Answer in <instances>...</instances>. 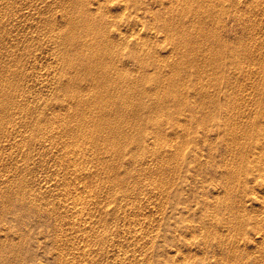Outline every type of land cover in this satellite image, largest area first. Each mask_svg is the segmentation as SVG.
<instances>
[{
  "label": "rangeland",
  "instance_id": "374dc122",
  "mask_svg": "<svg viewBox=\"0 0 264 264\" xmlns=\"http://www.w3.org/2000/svg\"><path fill=\"white\" fill-rule=\"evenodd\" d=\"M101 1L0 0V264H56L66 257L65 251L68 258L59 264L264 262L263 249L260 248L264 247V185L261 184L264 160L262 162L260 157L256 156V159L248 152L251 147L255 149L256 142L264 143V0L263 3L260 0H203V4L202 0L182 1H193L192 6L196 5L191 7L190 3L189 6L195 9L181 4V0H159L164 5L158 0L156 3L149 0L151 4H146L148 1L145 0L146 3L143 0V3L123 0L125 4L122 0L119 3L118 0ZM128 2L129 6L134 3L137 9L143 8L139 11L145 13L137 11L133 4L131 8L140 16L129 8ZM179 2L182 8L185 5L183 9ZM138 3L143 7L138 8ZM174 4L176 9L173 11ZM167 5H171L169 8L173 13ZM87 10L88 22L84 17L86 14L82 13ZM150 12L152 17L156 14L154 19ZM76 13L85 14L80 15L87 23ZM175 13L179 14V19ZM129 14L135 18L129 20ZM158 14H163L164 20L161 15L158 18ZM91 21H98L100 28ZM162 22L173 26L169 29L164 25L169 31L176 27V33L167 34L169 31L163 29ZM154 27L163 30L160 28L158 33L159 29ZM66 28L68 31L80 30L70 31V35L83 33V36L75 35V45L69 44L73 53L76 50V54L85 52L74 69L65 67L67 61L62 55L66 46L64 40L61 41L65 35L62 32L66 33ZM98 29L105 31L99 34ZM136 29H141V38L145 37L141 39L143 45L140 40L138 44L132 39L131 34ZM84 31L91 33L86 37ZM120 31L126 34L121 37ZM187 32L190 36L186 35ZM94 33L106 44L104 49L112 43L116 48L115 45L111 47L115 51L118 48L122 54L115 52V56L111 55L115 59L111 60L108 55V59L104 56L107 50L102 49L101 53L95 51L98 54L94 52L96 55H93V46L89 43L94 39L98 41L93 38ZM186 37L191 41L187 42ZM77 39L83 42L80 48L84 50L86 47L84 51L79 48ZM182 39L184 41L180 42ZM193 39H198L197 44ZM221 42L224 44H219ZM195 46H198V52ZM199 49H203L202 52ZM92 56L99 58L95 63L104 62L111 72L107 66L104 70L99 65H91L94 64ZM81 61H87L88 65H82ZM68 69L76 71L69 72ZM93 69L97 71L95 74ZM116 69L119 74H114ZM90 74L92 76H88ZM67 76L70 77L65 80ZM102 76L108 85L104 84ZM123 77L128 82H123ZM73 79L81 81L78 83ZM64 81L74 84L67 88L68 82L65 84ZM131 82L134 84L129 85ZM106 86L108 90H105ZM118 87L125 93H117L120 92ZM93 89L96 94H101L96 95ZM110 93H113L112 99L116 96L119 101L114 97L108 104L111 102ZM115 107L120 111H114ZM89 108L99 109V112H90L93 109ZM102 109L107 116L104 113L98 115ZM91 113H97L98 117ZM101 118L106 124L101 123L104 122ZM90 120H96L99 125L96 127ZM231 125L242 130L235 129L236 133L239 132L234 138H230ZM249 125L261 129L250 139L254 144L242 133L244 128L251 131ZM225 132L229 133L228 137L231 135V141ZM152 137L169 142H154ZM245 140H248L247 144ZM77 142L82 144L79 148L85 150L84 153L76 149ZM230 145L235 149L231 150ZM236 149L240 155L236 154ZM187 151L191 152L185 157ZM243 154L251 156L252 161L256 159L255 164L249 158H242ZM257 161L262 163L257 165ZM236 162L243 165L246 162L244 168L247 171H240L243 165L240 167ZM235 167L239 172L234 170ZM119 178H122L121 182ZM253 194L258 198L252 200ZM258 223L262 225L258 226ZM55 234L61 236L58 238ZM260 255L263 260H259ZM236 257L238 260L241 257V261Z\"/></svg>",
  "mask_w": 264,
  "mask_h": 264
},
{
  "label": "bare ground",
  "instance_id": "6f19581e",
  "mask_svg": "<svg viewBox=\"0 0 264 264\" xmlns=\"http://www.w3.org/2000/svg\"><path fill=\"white\" fill-rule=\"evenodd\" d=\"M94 1H95V0H94ZM99 1H101V0H99ZM125 1H127V0H125ZM129 1L131 2V0H129ZM137 1L140 2L141 0H140V1H139V0H136V1L133 0L132 2H136V3H137ZM143 1H144V0H143ZM143 1H141V2L143 3ZM145 1H148V2L146 3ZM145 1H144V2H145L146 4H149V3H150L149 0H145ZM151 1H152V0H151ZM153 1L155 2V0H153ZM158 1H159V0H158ZM170 1H171V0H170ZM178 1H179V0H177V2H178ZM182 1H183V0L180 1L181 4H182V3H185V2H182ZM188 1H189V0H188ZM188 1H187V2H188ZM193 1L195 2V0H193ZM193 1H192V2H193ZM258 1H259V0H258ZM258 1H257V3H258ZM261 1H263V0H260V2H261ZM96 2H98V1H96ZM101 2H102V1H101ZM117 2L119 3V0H118ZM121 2L124 3L123 0H122ZM132 2H131V3H132ZM156 2H157V1H156ZM156 2H155V3H156ZM159 2L163 4V2H161V1H159ZM159 2H158V3H159ZM164 2H166V1H164ZM172 2H174V1H172ZM172 2H171V3H172ZM180 2H179V5H180L181 8H182L183 5H181ZM192 2L190 1V3H191V7H193L194 5H196V4H193V6H192ZM194 2H193V3H194ZM199 2H201V0H200ZM199 2H198V3H199ZM260 2H259V3H260ZM263 2H264V1H263ZM263 2H261V3H263ZM98 3H99V2H98ZM125 3H126V2H125ZM125 3H124V4H125ZM142 3H141V4H142ZM145 3H144V4H145ZM160 3H159V4H160ZM174 3H175V2H174ZM190 3H185V4H186L188 7H190V6H189ZM201 3L203 4V3H205V2H203V0H202ZM261 3H260V4H261ZM101 4H102V3H101ZM129 4H130V3L128 2V6H129ZM133 4H134V3H133ZM133 4H132V6L130 5L129 8L133 7ZM139 4H140V3H138V5H136V6H138V8H141L142 5H139ZM144 4H143V5H144ZM146 4H145L144 6H145L146 8H148ZM150 4H151V3H150ZM152 4H153V3H152ZM164 4H165V3H164ZM164 4H163V5H164ZM177 4H178V3H177ZM177 4H176V7L179 6V5H177ZM199 4H200V3H199ZM199 4H198V5H199ZM99 5H100V3H99ZM116 5H117V4H116ZM118 5H119V4H118ZM154 5H155V4H154ZM154 5H153V7H155ZM157 5H158V4H157ZM163 5H162V6H163ZM168 5H169V3H168ZM168 5H167V6H168ZM101 6H102V5H101ZM105 6H106V5H105ZM108 6L110 7L111 5L108 4ZM120 6H121V4H120ZM126 6H127V4H126ZM126 6H124L123 8H125ZM139 6H140V7H139ZM160 6H161V4H160ZM160 6H157V7H159V8L161 9ZM167 6H166V7H167ZM256 6H258V5L256 4ZM121 7H122V6H121ZM134 7H135V4H134ZM142 7H143V6H142ZM149 7H150V5H149ZM151 7H152V5H151ZM157 7H156V8H157ZM166 7H165V9H167ZM169 7L171 8V5L168 6V9H170ZM172 7H173L172 9H173V11H174V9H176V8H175V4H174V6H172ZM184 7H185V5H184ZM184 7H183V8H184ZM188 7H186V8L189 9ZM191 7H190V9H195V8H191ZM86 8H88V7H86ZM129 8H128V9H129ZM135 8L137 9V7H135ZM162 8H163V7H162ZM177 8H178V7H177ZM181 8H180V9H181ZM183 8H182V9H183ZM186 8H185V10H187ZM141 9H143V8H141ZM141 9H137V11H139V10H141ZM154 9H155V8H154ZM165 9H164V10H165ZM178 9H179V8H178ZM83 10H85V9H83ZM123 10L126 11V9H123ZM131 10H134V9L131 8ZM143 10H144V9H143ZM145 10L148 11L147 9H145ZM157 10H158V9H157ZM164 10H162L161 12H165V11H167V10H165V11H164ZM170 10H171V9H170ZM170 10H169V11H170ZM185 10H183L184 13H185ZM85 11H86V10H85ZM89 11H90V10H89ZM134 11H136V10H134ZM137 11H136V13H138ZM150 11H153V10H150ZM155 11H156V9H155ZM155 11H154V13H155ZM173 11L171 10L172 13H173ZM179 11H180V10H179ZM179 11H177V12H179ZM192 11H193V10H192ZM81 12H82V11H81ZM139 12H142V13H143L144 11H139ZM148 12H149V11H148ZM175 12H176V11H175ZM180 12H181V11H180ZM187 12H188V11H187ZM82 13H85L86 15H85V14H82ZM82 13H80V14H82V16L85 15L84 17L89 16V15H87V14L89 13L88 10H87V12H84V11H83ZM90 13H91V12H90ZM122 13H123V15H124V12H122ZM126 13H129V10H128V12L126 11ZM130 13H131V11H130ZM132 13H133V12H132ZM136 13H135V17H136ZM144 13H145V12H144ZM154 13H153V14H154ZM157 13H160V11L157 12ZM167 13H168V12H167ZM188 13H190V12H188ZM77 14H78V13H76V15H77ZM80 14H78V15L80 16V19H83L84 17H81ZM133 14H134V13H133ZM133 14H132V16L129 14V15H130V17L128 16V17H129V20H130L131 17H132V18L134 17ZM138 14H139V13H138ZM138 14H137V16H138ZM164 14H165L164 16H166V12H165ZM168 14H169V13H168ZM175 14H176V13H175ZM182 14H183V13H182ZM186 14H187V13H185V15H186ZM78 15H77V16H78ZM121 15H122V14H121ZM123 15H122V17L124 18L125 16H123ZM139 15H140V14H139ZM146 15H147V12H146ZM148 15H149V14H148ZM158 15H159V16H157V17L160 18V15H161V14H158ZM162 15H163V14H162ZM162 15H161V16H162ZM173 15H174V14H173ZM173 15H172V16H173ZM176 15H177V14H176ZM176 15H174V16H176ZM178 15H179V14H178ZM178 15H177V18H178ZM183 15H184V14H183ZM140 16H141V15H140ZM143 16H145V14H143ZM150 16H151V18H153L154 16H156V14L152 17V14H151V12H150ZM180 16H182V15H180ZM186 16H187V15H186ZM71 17H72V16H71ZM128 17H127V18H128ZM135 17H134V18H135ZM146 17H147V16H146ZM167 17H168V16H167ZM167 17H166V18H167ZM170 17H171V14H170ZM170 17H169V18H170ZM73 18H76V17L74 16ZM132 18H131V19H132ZM138 18H139V16H138ZM138 18H137V20H138ZM141 18H142V17H141ZM143 18H144V17H143ZM143 18H142V19H143ZM148 18H150V17H148ZM158 18H157V20L159 21ZM162 18H164V17L162 16L161 19H162ZM171 18H172V17H171ZM174 18H175V17H174ZM182 18H183V16H182ZM182 18H180V21H177V23H178V22H181ZM70 19H71V18H70ZM77 19H78L77 21L79 22V20H80L79 17H78ZM102 19H103V18H102ZM142 19H141V20H142ZM153 19H154V18H153ZM155 19H156V18H155ZM161 19H160V21L164 20V19H162V20H161ZM178 19H179V18H178ZM178 19H176V20H178ZM71 20H72V19H71ZM71 20H70V21H71ZM74 20H76V19H74ZM83 20H84V19H83ZM86 20H87V22H88L87 17H86ZM86 20H84V23H87ZM89 20H90V19H89ZM100 20H101V19H100ZM100 20H98V21H100ZM119 20H120V18H119ZM127 20H128V19H127ZM135 20H136V19H135ZM137 20H136V22H137ZM139 20H140V19H139ZM144 20H145V18H144ZM172 20H173V18H172ZM77 21H76V24H77ZM92 21H93V20H92ZM92 21H91V22H92ZM98 21H94V22L97 23V24L95 23L96 25H94L96 28L98 27L97 25L100 24V23L98 24ZM101 21H102V20H101ZM104 21H105V20H104ZM124 21H125V20H124ZM142 21H143V20H142ZM142 21H141V22H142ZM145 21H147V20H145ZM167 21H168V20H167ZM169 21H170V20H169ZM169 21H168V22H169ZM173 21H174V20H173ZM200 21H201V20H200ZM200 21H198V22H200ZM80 22H83V21H80ZM94 22H92V23H94ZM126 22H127V21H126ZM128 22H129V21H128ZM134 22H135V21H134ZM136 22H135V23H136ZM138 22H139V21H138ZM141 22H140V24H141ZM164 22H165V21H164ZM71 23H74V22H71ZM104 23H105V22H104ZM129 23H130V22H129ZM162 23H163V22H162ZM165 23H167V22H165ZM165 23H163V27H164ZM169 23H174V22L170 21ZM177 23H176V24H177ZM201 23H202V22H201ZM203 23H204V22H203ZM76 24H73V25H76ZM78 24H79V23H78ZM82 24H83V23H82ZM88 24H90V22H89ZM88 24H87V25H88ZM146 24H148V23H146ZM176 24H174V25H176ZM178 24H179V23H178ZM178 24H177V25H178ZM183 24H184V23H182L181 25H183ZM197 24H198V23H197ZM71 25H72V24H71ZM73 25H72V26H73ZM83 25H85V24H83ZM83 25H82L81 27H84V28H85V26H83ZM87 25H86V27H87V29H88L89 26H87ZM105 25H106V24H105ZM105 25H104V26H105ZM142 25H143V24H141V26H140V25H139V26L143 28ZM184 25H185V24H184ZM72 26H71V27H72ZM101 26H103V23H101ZM165 26H167V25H165ZM171 26H172V25H170V27H169V25H168L167 27L170 29ZM178 26L180 27V25H178ZM200 26H201V25H200ZM71 27H70V28H71ZM76 27H78V26H76ZM172 27H173V26H172ZM182 27H183V26H182ZM185 27H187V26L185 25L184 28H185ZM197 27H198V25H197ZM62 28H63V30H65L64 27H62ZM62 28H61V29H62ZM72 28H73V27H72ZM72 28H71V29H72ZM84 28H83V30H84ZM91 28H93V25L91 26ZM98 28H100V26H99ZM101 28H104V27H101ZM105 28H106V33H108V30H109V29L107 30V25H106ZM127 28H128V27H127ZM130 28H131V27H130ZM130 28H129V29H130ZM136 28H137V26H136ZM142 28H141V29H142ZM154 28H155V27H154ZM160 28H161V27L155 28V30L159 29V30L156 31V32L159 33L160 30L162 29V28H161V29H160ZM165 28H166V27H164L163 29H165ZM168 28H166V29H168ZM177 28H178V27H177ZM198 28H199V27H198ZM202 28H204V27H203V24H202ZM205 28H206V26H205ZM61 29H60V30H61ZM66 29H67V30H66V33H64L65 31L62 32L63 35H64V34H65V35L62 36L63 39H61V41L64 40L65 45H66V46H64L65 49H64L63 46H62V48L64 49V50H62V55L64 56L65 60L67 61V65H66L65 67H72V68H73L74 66H76L77 63H79V61H80L79 59H81L80 57L84 56L83 54H85V52H83V53H81V54H76V51H77V50H76V51H74L75 53H73V50H72L71 47H69V44L72 43V44L75 45V43H74L73 41L76 40V36H77V35H80V33H79V34H72V35H70L69 33H71L73 30L75 31L76 28L73 29L72 31L70 30L71 32L68 31L69 28H66ZM81 29H82V28H81ZM93 29H94V28H93ZM93 29H91V31H94ZM115 29H116V28H115ZM131 29H132V28H131ZM141 29H140V30L138 29L139 31L136 29L137 32L134 31V33H133L132 31H130V34H131V32H132V34H131V35L133 36L132 39L135 40V41L140 40V43L142 42L141 39L145 38V37L141 38V37H142L141 34H140ZM150 29H152V28H150ZM150 29H149V30H150ZM163 29H162V30H163ZM166 29H165V30H166ZM169 29H168V31H169ZM175 29H176V27H175ZM175 29H174V31H173V30H171V31H173V33H174L175 31H177V30H175ZM181 29H182V28H181ZM185 29H186V28H185ZM199 29H201V28H199ZM60 30H59V31H60ZM76 30H77V29H76ZM78 30H79V29H78ZM78 30H77V31H78ZM83 30H82V31H83ZM89 30H90V28H89ZM99 30H101V29H98V33L101 32V31H99ZM103 30L105 31V29H103ZM118 30H119V29H118ZM118 30H117V31H118ZM133 30H135V28H134ZM146 30H147V29H146ZM152 30H154V29H152ZM155 30H154V31H155ZM165 30H164V32H168V31H165ZM205 30H206V31H205ZM205 30H204V31L207 33V32H208L207 29H205ZM74 31H73V32H74ZM79 31H80V30H79ZM79 31H78V32H79ZM82 31H81V32H82ZM87 31H88V30H87ZM91 31H89V32L84 31V32H86V34H87V36H86V35H85V36L88 37V34H90ZM104 31H102V32H104ZM150 31H151V30H150ZM154 31H152V32H154ZM171 31H169L167 34H170ZM180 31H181V30H180ZM186 31H188V30H186ZM196 31H197V29H196ZM200 31H202V30H200ZM200 31H199V32H200ZM54 32H56V30H55ZM60 32H61V31H60ZM102 32H101V34H102ZM113 32H114V29H113ZM115 32H116V30H115ZM127 32H128V30H127ZM147 32H148V31H147ZM152 32H151V33H152ZM164 32H162V33H164ZM183 32H184V36H185V30H183ZM183 32H182V33H183ZM188 32H189V31H188ZM188 32H187V33H188ZM205 32H204V33H205ZM212 32H213V31H210V33H212ZM57 33H59V32H57ZM95 33H97V29H96V32H95ZM95 33H94V35H93V38H94L95 36H99L98 34L95 35ZM106 33H105L104 35H106ZM118 33H119V32H118ZM118 33H117V34H118ZM124 33H125V31H124ZM124 33H123L122 31H120L119 34H121L120 36L122 37V36L124 35ZM149 33H150V32H149ZM149 33H148V34H149ZM162 33H161V35L159 34L160 37L163 35ZM175 33H176V32H175ZM189 33H190V32H189ZM189 33L186 34V35H189ZM197 33H198V32H196V34H197ZM201 33H202V32H201ZM215 33H216V32H215ZM53 34H54V33H51V35H53ZM66 34H67V35H66ZM92 34H93V32H92ZM99 34H100V33H99ZM114 34H115V33H114ZM122 34H123V35H122ZM125 34H126V33H125ZM130 34L128 33L129 36H130ZM154 34H155V33H154ZM178 34H179V33H178ZM191 34H192V33H190V35H191ZM54 35L57 36L56 33H55ZM75 35H76V36H75ZM81 35L83 36V33H81ZM81 35H80V36H81ZM107 35H108V34H107ZM110 35L112 36V34H110ZM115 35H116V34H115ZM151 35H152V34H151ZM170 35H171V34H170ZM179 35H180V34H179ZM190 35H189V36H190ZM197 35H198V34H197ZM216 35H218V34H216ZM56 36H54V37H56ZM59 36H61V35H59ZM59 36H57V37H59ZM80 36H79V37H80ZM100 36L103 37L102 35H100ZM108 36H109V35H108ZM108 36H105V38L108 37ZM113 36H114V35H113ZM120 36H119V37H120ZM149 36H150V35H149ZM165 36H166V34H165ZM165 36H164V37H165ZM172 36H173V35H172ZM177 36H178V35H177ZM189 36H187V37H189ZM212 36H214V35H212ZM57 37H56L55 39H57ZM121 37H120V39H121ZM125 37H126V36H125ZM127 37H128V36H127ZM127 37H126V38H127ZM153 37H155V36H153ZM158 37H159V36H158ZM178 37H180V36H178ZM187 37H186V38H187ZM196 37L198 38V36H196ZM59 38H60V37H59ZM59 38H58V39H59ZM77 38H78V37H77ZM84 38H85V37H84ZM89 38L91 39V36H90ZM93 38H92V39H93ZM95 38H96V40H98L97 37H95ZM99 38H100V37H99ZM108 38H109V37H108ZM128 38H129V37H128ZM139 38H140V39H139ZM155 38H156V37H155ZM176 38H177V37H176ZM176 38H175V39H176ZM183 38H184V37H183ZM199 38H200V37H199ZM199 38H198V39H199ZM58 39H57V40H58ZM82 39H83V38H82ZM90 39H87V40H90ZM111 39H112V38H111ZM132 39H129V40L133 41ZM198 39H196V40L198 41ZM87 40H84V41H87ZM104 40H105V39H104ZM109 40H110V39H109ZM109 40H107V44H109V43H108ZM114 40H115V38H114ZM173 40H174V39H173ZM177 40H178V39H177ZM179 40H180V39H179ZM187 40H188V38H187ZM189 40H190V39H189ZM189 40H188L187 42H189ZM196 40L193 39V41L195 42V44H197ZM201 40H202V39H201ZM58 41H59V40H58ZM77 41H78V39H77ZM77 41H76V42H77ZM81 41H83V40H81ZM101 41H102V39H101V40H98V41L95 42V39H94V42H93L94 44L92 43V41H91V43H89V44H91L90 46H93V49H92V50H93V52H92L93 55L98 54V52L101 53V52H102V49H104L103 47H104V44H105V43H103V42H101ZM105 41H106V40H105ZM112 41H113V40H112ZM112 41H111V42H112ZM116 41H117V39H116ZM116 41H115V42H116ZM119 41H120V40H119ZM174 41H176V40H174ZM182 41H184V39H182L180 42H182ZM190 41H191V40H190ZM78 42H80V40H79ZM87 42H90V41H87ZM87 42H86V44H85V42H84V45H85V46L87 45V47H89V44H88ZM115 42H114V43H115ZM133 42H134V41H133ZM144 42H145V41H144ZM187 42H186V43H187ZM194 42H193V43H194ZM200 42H201V41H200ZM58 43H60V41H59ZM121 43H122V42H121ZM134 43H135V42H134ZM176 43H177V41H176ZM186 43H181V44L184 45V44H186ZM61 44H62V43H61ZM79 44H80V45H79V48H80V46L83 45V42H82V43L80 42ZM118 44H119V42H118ZM136 44H137V42H136ZM138 44H139V41H138ZM178 44H180L179 41H178ZM198 44H199V42H198ZM219 44H224V43L221 42V43H219ZM59 45H60V44H59ZM105 45H106V44H105ZM112 45H113V44L111 43V46H112ZM114 45H115V44H114ZM114 45H113V46H114ZM120 45H121V44H120ZM122 45H124V43H122ZM141 45H143V44L141 43ZM199 45H200V44H199ZM199 45H198V46H199ZM201 45H202V44H201ZM107 46H108V45H107ZM111 46L108 47V48H106V49H104V51L107 50L104 56L106 57V56L108 55L107 57H109V59L112 60V58H114V57H112L111 55H114V56H115L116 54H118V52H120L121 54H122V52L119 51L118 48H117L118 50L116 49V51H115V50L113 49L114 47L112 48ZM164 46L166 47V45H164ZM164 46H163V47H164ZM173 46H174V45H173ZM184 46H185V45H184ZM187 46H188V45H187ZM187 46H186V47H187ZM189 46H190V45H189ZM193 46H194V45H193ZM198 46H197V47H198ZM117 47H118V45H117ZM120 47H121V46H120ZM195 47H196V46H195ZM195 47H194V48H195ZM197 47H196V48H197ZM200 47H201V46H200ZM200 47H199V48H200ZM221 47H222V45H221ZM79 48H78V49H79ZM81 48H82V47H81ZM81 48H80V49H81ZM89 48H90V50H91V47H89ZM89 48H88V49H89ZM115 48H116V45H115ZM188 48H189V47H188ZM215 48L217 49L218 47H215ZM222 48H223V47H222ZM73 49H74V48H73ZM76 49H77V47H76ZM85 49H86V47L84 48V50H85ZM123 49H124V47H123ZM123 49H121V50H123ZM190 49H191V48H190ZM190 49H189V50H190ZM218 49L220 50V48H218ZM218 49H217V51H218ZM223 49H224V48H223ZM84 50H83V48H82V51H84ZM90 50H89V52H90ZM92 50H91V51H92ZM124 50H125V49H124ZM192 50H193V49H191V53H192ZM201 50H203V49H201ZM201 50L199 49V51H201ZM221 50H222V49H221ZM78 51H79V50H78ZM95 51H98V52H95ZM214 51H215V50H214ZM222 51H223V50H222ZM222 51H221V52H222ZM89 52H88V53H89ZM94 52H95L96 54H94ZM109 52H110V55H109ZM115 52H117V53L114 54ZM124 52H125V51H124ZM124 52H123V53H124ZM197 52H198V48H197ZM201 52H202V51H201ZM103 53H104V52H103ZM214 53L216 54V52H214ZM218 53H220V52H218ZM92 54H91V52H90V55H92ZM81 55H82V56H81ZM99 55L101 56L102 54H99ZM99 55H98V57L100 58ZM216 55H217V54H216ZM221 55H222V54H221ZM87 56H89V55H87ZM213 56H214V55H213ZM85 57H86V56H85ZM107 57H106V58H107ZM83 58H84V57H83ZM96 58H97V57H96ZM96 58H95V56H92V60H94V64H91V65H94V66H96V67H97V65H99V67H101V68L104 69V66L106 67L107 65H105L104 62H102V63H101V64H103V66H102V65L100 64V61H99V64H98V63H95V61L98 62V61L96 60ZM99 58H97V59L99 60ZM101 58H102V57H101ZM103 58H104V57H103ZM84 59H85V58H84ZM89 59H90V57H89ZM107 59H108V58H107ZM114 59H115V58H114ZM114 59H113V60H114ZM121 59H122V58H121ZM78 60H79V61H78ZM77 61H78V62H77ZM89 61H90V60H88V62H89ZM101 61H104V60H101ZM108 61L110 62V60H108ZM137 61H139V60H137ZM81 62H82V61H81ZM90 62H91V61H90ZM90 62H89V64H90ZM105 62H106V61H105ZM121 62H122V60H121ZM85 63L87 64V61L84 62V63L82 62V65H84ZM106 63H107V62H106ZM110 63L113 64L114 62L112 63V61H111ZM122 63H123V62H122ZM138 63H139V62H138ZM179 63H180V62H179ZM181 63H182V60H181ZM183 63H184V61H183ZM139 64L142 65L141 63H139ZM87 65H88V64H87ZM108 65H109V63H108ZM135 65H136V64H135ZM143 65H144V63H143ZM171 65H172V63H171ZM111 66H113V65H110V67H111ZM147 66H148V65H147ZM147 66H145V67L147 68ZM172 66H173V65H172ZM83 67H84V66H83ZM107 67H108V69H109V71H110L111 68H109V66H107ZM141 67H142V66H141ZM141 67H138V68H141ZM143 67H144V66H143ZM145 67H144V68H145ZM79 68H80V67H79ZM88 68H89V67H88ZM92 68H94V67H92ZM92 68H91V70H92ZM148 68H149V67H148ZM64 69H65V68H64ZM73 69H74V68H73ZM77 69H78V67H77ZM80 69H81V68H80ZM82 69H83V68H82ZM142 69H143V68H142ZM66 70H67V69H66ZM69 70H70V71H69ZM98 70H99V69H98ZM104 70H105V69H104ZM147 70H148V69H147ZM68 71H69V72H72V71H76V69H75V70H72V71H71V69H68ZM77 71H78V70H77ZM80 71H81V70H80ZM83 71H84V70H83ZM85 71H86V70H85ZM85 71H84V72H85ZM87 71H88V70H87ZM93 71H94V69H93ZM95 71H96V70H95ZM95 71H94L93 74H95ZM99 71H100V70H99ZM101 71H102V70H101ZM106 71H107V69H106ZM114 71H115V70H114ZM117 71H119V70L116 69V72H114V74H115V73H118ZM247 71H248V70H247ZM247 71H246V72H247ZM65 72H66V71H65ZM69 72H67V74H68ZM96 72H97V71H96ZM110 72H111V71H110ZM122 72H123V71H122ZM122 72H121V73H122ZM78 73H79V71H78ZM101 73H102V72H101ZM103 73H104V71H103ZM73 74H74V73H73ZM76 74H77V72H76ZM87 74H88V72H87ZM99 74H100V73H99ZM118 74H119V73H118ZM65 75H66V74H65ZM77 75H78V74H77ZM79 75L82 76L81 73H80ZM101 75H103V74H101ZM101 75H100V76H101ZM63 76H64V74H63ZM83 76H85V75H83ZM88 76H92V75L90 74V75H88ZM96 76H97V75H96ZM100 76H99V77H100ZM107 76L111 77L110 75H107ZM116 76H118V75H116ZM116 76H115V77H116ZM121 76H122V75H121ZM121 76H120V77H121ZM69 77H70V76H69ZM69 77H68V76L65 77V80H66V79L68 80ZM74 77H77V76L74 75ZM97 77H98V76H97ZM102 77H103V79H104V76H102ZM105 77H106V76H105ZM120 77H119V78H120ZM71 78H72V77H71ZM78 78H79V77H78ZM92 78H93V77H92ZM107 78H108V77H107ZM80 79H81V78H80ZM86 79H87V77H86ZM89 79H90V78H89ZM99 79H100V78H99ZM99 79H97V80H99ZM105 79H106V78H105ZM105 79H104V80H105ZM117 79H118V78H117ZM120 79H121V78H120ZM124 79H125V78L123 77V80H124ZM73 80H74V82H77V81H78V80L75 81V79H73ZM73 80H72V81H73ZM81 80H82V79H81ZM81 80H79V81H81ZM91 80H93V79H91ZM104 80H102V81L104 82ZM108 80L110 81V79H108ZM133 80H134V78H133ZM79 81H78V83H79ZM95 81H96V80H95ZM115 81L117 82L116 79H115ZM126 81H127V80L125 79L123 82H126ZM64 82H65V84H66L68 81H64ZM99 82H101V81H99ZM110 82H111V81H110ZM119 82L122 83V80L119 81ZM127 82H128V81H127ZM101 83H102V82H101ZM105 83L108 85V82H107L106 80H105L104 84H105ZM121 83H120V85H121ZM73 84H74L73 82H71V83L68 82L65 86H66L67 88H69V87L72 86ZM75 84H77V83H75ZM117 84H118V86H119V83H117ZM117 84H116V86H117ZM125 84H126V83H125ZM125 84H124V85H125ZM127 84H128V83H127ZM127 84H126V85H127ZM130 84H134V83L131 82V83H129V85H130ZM109 85H110V84H109ZM122 85H123V84H122ZM129 85H127V86H129ZM111 86H112V85H111ZM114 86H115V85H113V88H114ZM132 86H133V85H132ZM132 86H131V87H132ZM135 86H136V85H135ZM135 86H134V88H136ZM106 87H107V89H105V90H108V89H109L108 86H106ZM109 87H110V86H109ZM123 87H124V86H123ZM123 87H122V88H123ZM115 88H116V87H115ZM124 88H125V87H124ZM126 88H127V87H126ZM128 88H129V87H128ZM110 89L112 90V88H110ZM119 89H120V88L118 87V91H120ZM129 89H130V88H129ZM94 90H95V89H93V92H94ZM98 90H99V89H98ZM98 90H97V91H98ZM102 90H103V89H102ZM105 90H104L103 92H105ZM115 90H116V89H114V91H115ZM122 91H123V90H122ZM122 91L117 92V93L122 94V93H121ZM125 91H127V90H125ZM95 92H96V91H95ZM95 92H94V93H95ZM103 92H102V93H103ZM108 92H111V91H108ZM112 92H113V91H112ZM115 92H116V91H115ZM123 92H124V91H123ZM98 93H99V92H97V94H96V93H95V94L98 95ZM106 93H107V92H106ZM124 93H125V92H124ZM6 94H7V93H6ZM89 94H90V93H89ZM91 94H92V92H91ZM91 94H90V95H91ZM95 94H94V95H95ZM99 94H101V93H99ZM107 94H108V93H107ZM111 94L113 95V93H110L109 95L111 96ZM115 95H118V94H115ZM123 95H124V94H123ZM125 95H126V94H125ZM105 96H108V95H105ZM105 96H102V97H104V99H105V98H106ZM118 96H119V95H118ZM83 97H84V96H83ZM91 97H92V96H91ZM98 97H99V96H98ZM98 97H97V98H98ZM100 97H101V96H100ZM114 97L116 98V96H113V99H112V96H111V97H110V101H111V99L114 100ZM124 97H125V96H124ZM126 97H128V96H126ZM84 98L86 99V97H84ZM88 98H89V97H88ZM88 98H87V99H88ZM97 98H96V100H98ZM108 98H109V97H108ZM120 98H121V97H120ZM122 98H123V97H122ZM157 98H158V96H157ZM157 98H156V100H157ZM82 99H83V98H82ZM102 99H103V98H101L100 100H102ZM104 99H103V101H104ZM116 99H117V98H116ZM124 99H126V98H124ZM88 100H89V99H88ZM88 100H87V101H88ZM106 100H107V99H106ZM106 100H105V102H106ZM117 100H118V99H117ZM93 101H94V98H93ZM98 101H99V100H98ZM108 101H109V100H108ZM118 101H119V100H118ZM121 101H122V100H121ZM123 101L126 103L125 100H123ZM82 102H83L84 104L86 103L84 100H83ZM82 102H81V103H82ZM100 102H101V101H100ZM124 102H123V103H124ZM89 103H92V102L90 101ZM94 103H95V102H94ZM98 103H99V102H98ZM103 103H104V102H103ZM109 103H112V101H111V102H108V104H109ZM116 103H117V102H116ZM116 103H115V104H116ZM123 103H121V104H123ZM179 103H180V102H179ZM188 103H189V102H187V104H188ZM84 104H83V106H84ZM92 104H93V103H92ZM96 104H97V102H96ZM96 104H95V105H96ZM105 104H106V103H105ZM119 104H120V102H119ZM85 105H88V104L86 103ZM89 105H90V104H89ZM95 105H94V106H95ZM97 105H98V104H97ZM101 105L103 106L104 104H101ZM111 105H112V104H111ZM113 105H114V104H113ZM124 105H125V104H124ZM99 106H100V105H99ZM107 106H108V105H107ZM121 106H122V105H120V107H121ZM80 107H81V106H80ZM91 107H92V106H91ZM96 107H97V106H96ZM100 107H101V106H100ZM100 107H99V108H100ZM109 107H111V106H108V108H109ZM123 107H124V106H123ZM123 107H122V108H123ZM83 108H84V107H83ZM86 108H87V107H86ZM97 108H98V107H97ZM103 108H104V107H103ZM106 108H107V107H106ZM106 108H105V109H106ZM108 108H107V109H108ZM115 108H116V107H115ZM5 109H6V108H5ZM73 109L76 110L75 107H74ZM81 109H82V107H81ZM89 109H91V110L93 109V110L90 111V112H93V113H94L95 108H89ZM100 109H101V108H100ZM105 109H102L101 112H102L103 110H105ZM111 109H112V108H111ZM111 109H110V111H112ZM116 109H117V108H116ZM116 109H114V111H120V109H119V110H118V109L116 110ZM226 109H227V108H226ZM79 110H80V109H79ZM96 110H97V109H96ZM96 110H95V111H96ZM98 110H99V109H98ZM98 110H97V112H99ZM122 110H124V109H122ZM87 111L89 112V110H87ZM108 111H109V109H108ZM79 112H80V111H79ZM82 112H83V111H82ZM84 112H85V114H87L85 110H84ZM84 112H83V114H84ZM90 112H89V114H90ZM106 112H107V111H106ZM112 112H113V111H112ZM124 112H125V110H124ZM124 112H123V113H124ZM93 113H91V114H93ZM103 113L106 114V116H107V114H108V113H105V111H104V112H102V113H99L98 115L101 114L100 116H103V115H102ZM116 113L118 114V112H115V114H116ZM80 114H81V113H80ZM109 114H110V112H109ZM112 114H114V113H112ZM124 114H126V113H124ZM96 115H97V113H96V114H93L94 117H96ZM98 115H97V117H98ZM82 116H83V115H82ZM87 116H88V115H86L85 119L87 118ZM89 116H90V115H89ZM93 116H91V117H93ZM112 116H113V115H112ZM119 116L121 117V116H122V113H121ZM119 116L116 115L117 119H120ZM108 117H109V116H108ZM108 117H107V118H108ZM113 117H114V116H113ZM83 118H84V116H83ZM102 118H104V117H102ZM102 118H101V120H103ZM104 119H105V118H104ZM88 120H89V119L87 118V121H88ZM91 120H92V119H91ZM91 120H90V121H91ZM96 120H97V119H96ZM96 120H95V121H96ZM106 120H107V119H106ZM113 120H115V119H113ZM113 120H112V121H113ZM95 121H93V122H95ZM98 121H99V120H98ZM103 121H104V120H103ZM108 121H109V119H108ZM110 121H111V120H110ZM112 121H111V122H112ZM116 121H118V120H116ZM76 122H77V121H76ZM91 122H92V121H91ZM93 122H92V124H94ZM86 123H87V122H86ZM86 123H84V124L81 123L80 125H85ZM89 123H90V122H89ZM97 123H99V122H97ZM101 123L106 124L105 121H104V122H101ZM107 123H108V125L110 124L109 122H107ZM95 124H96V122H95ZM95 124H94V125H95ZM111 124H114V123H111ZM88 125H89V124H88ZM97 125H99V124H96L95 126L97 127ZM101 125H102V124H101ZM101 125H100V126H101ZM108 125H107V127H108ZM118 126H119V125H118ZM120 126H121V125H120ZM120 126H119V127H120ZM155 126H161V125H155ZM203 126H204V125H203ZM219 126H221V125H219ZM226 126H227V125H225V127H226ZM231 126L233 127V125H231ZM249 126H250V125H249ZM102 127H103V126H102ZM104 127H106V126H104ZM109 127H110V126H109ZM119 127H118V128H119ZM221 127H222V126H221ZM228 127L230 128L229 125H228ZM235 127H236V125H235ZM237 127H238V125H237ZM245 127H246V126H245ZM252 127H253V128H251V126H250V128H251L250 130H251V131H248V130L245 131V129H247V128H244V127H243L244 129L242 128V129L244 130V132H242V133H243V135H246V138L249 140V142H251L250 139H251L252 137H254V135H255L257 132H259V131L261 130L258 126H255V125H253ZM229 128H228V129H229ZM96 129H97V128H96ZM100 129H101V127H100ZM115 129H116V128H115ZM140 129H141V128H140ZM235 129L241 130V127H240V129H239V128H235ZM235 129H234V127H233V128L231 129V133H230V131H228L230 134H232V136L230 135L231 137L229 136L230 138H232L234 135H236V136L238 135L237 133H238L239 131L236 133L237 130H235ZM97 130H98V129H97ZM105 130H106V129H105ZM112 130H113V129H112ZM112 130H111V131H112ZM116 130H117V129H116ZM116 130H114V131H116ZM120 130H121V129H120ZM95 131H96V130H95ZM99 131H100V130H99ZM103 131H104V130H103ZM117 131H118V130H117ZM241 131H242V130H241ZM96 132H97V131H96ZM101 132H102V131H101ZM97 133H99V132H97ZM97 133H96V137H97ZM102 133H103V132H102ZM225 133H226V132H225ZM229 133H228V135H229ZM240 133H241V132H240ZM244 133H245V134H244ZM116 134H117V132H116ZM119 134H120V133H119ZM206 134H208V133H206ZM209 134H210V133H209ZM217 134H218V132H217ZM112 135H113V132H112ZM225 135L228 137L227 133H226ZM239 135H240V134H239ZM100 136H101V135H100ZM209 136H210V135H209ZM226 136H225V137H226ZM241 136H242V135H241ZM98 137H99V135H98ZM161 137H162V136H161ZM161 137H160V139L157 138V137H155V138L152 137L153 140H152V138H150V139H151L152 141H154V140H155V141H159V140H160V141H165V140H163ZM205 137H206V136H205ZM229 137H228V138H229ZM239 137H240V136H239ZM113 138H114V137L112 136V139H113ZM230 138H229V140L231 141ZM233 138H234V137H233ZM237 138H238V137H237ZM243 138H244V137H243ZM243 138H242V139H243ZM205 139H208V137H206ZM205 139H204V140H205ZM113 140H116V141H117V139H113ZM208 140H209V139H208ZM223 140L227 141L226 139H223ZM239 140H241V139H239ZM248 140H245V141H247L246 144L248 143ZM78 141H80V140H78ZM96 141H97V140H96ZM111 141H112V140H111ZM152 141H151V142H152ZM155 141H154V142H155ZM160 141H159V142H160ZM167 141H168V140H167ZM167 141H165V142H167ZM232 141H233V140H232ZM236 141H237V140H236ZM236 141H235V145H237L238 142L240 143L242 140H241V141H237V143H236ZM245 141H244V142H245ZM109 142H110V141H109ZM114 142H115V141H114ZM114 142H113V143H114ZM168 142H169V141H168ZM205 142H206V141H205ZM244 142H242L241 144H243ZM111 143H112V142H111ZM117 143H118V141H117ZM117 143H114V144H117ZM207 143H208V142H207ZM223 143H225V142H223ZM228 143H230V142L228 141ZM251 143H252V142H251ZM251 143H250V144H251ZM114 144H113V145H114ZM166 144H167V143H166ZM232 144H233V142H232ZM250 144H249V145H250ZM252 144H254V143H252ZM252 144H251V145H252ZM76 145H77V147L74 145V148L76 147V149L83 151V153L85 152V150L79 148V147H81L82 144L80 145V143L77 142ZM111 145H112V144H111ZM113 145H112V147H113ZM120 145H121V144H120ZM176 145H177V144H176ZM178 145H179V144H178ZM221 145H222V144H221ZM224 145L227 146L226 144H223V146H224ZM104 146H106V145H104ZM117 146H118V145H117ZM173 146L175 147L174 144H173ZM230 146H231V150H232L234 146H233V147H232V145H230ZM238 146H240V145L238 144ZM238 146H237V147H238ZM242 146H243V145H242ZM244 146H245V144H244ZM244 146H243V147H244ZM247 146H248V145H247ZM247 146H246V148H247ZM237 147H236V148H237ZM240 147H241V146H240ZM240 147H238V148H240ZM248 147H249V146H248ZM250 147H251V146H250ZM254 147H255L256 150H255V149H251V148H252V147H251V148H249V150H250V149H251V150H250V151L248 150V152L251 154V156H253V154H254V156H253L254 158H256V156L260 157V160L263 162V160H264V152L262 151V148L264 147V143H262V141H260V142H256V145H255ZM74 148H73V149H74ZM114 148H115V147H114ZM118 148H119V147H118ZM176 148H178V147H176ZM227 148L229 149L230 147L228 146ZM238 148H237V149H238ZM241 148H242V147H241ZM246 148H245V149H246ZM73 149H70V150H71V151H74ZM76 149H75V150H76ZM116 149H117V148H116ZM234 149H235V147H234ZM237 149L235 150V152L237 151ZM242 149H243V148H242ZM118 150H119V149H118ZM118 150H117V151H118ZM174 150H175V149H174ZM174 150H173V151H174ZM190 150H192V149H190ZM257 150H258V151H257ZM115 151H116V150H115ZM175 151H176V150H175ZM192 151H193V150H192ZM233 151H234V150H233ZM233 151H232V153H233ZM239 151H242V150H239ZM176 152H177V151H176ZM176 152H175V153H176ZM179 152H180V151H179ZM190 152H191V151H187V153H186L184 156L186 157V156L188 155V153H190ZM262 152H263V154H262ZM193 153H196V152L194 151ZM230 153H231V151H230ZM86 154H87V153H86ZM191 154H192V153H191ZM234 154H235V153H234ZM236 154H239V155H240V152H239V153L236 152ZM241 154H242V153H241ZM245 154H246V153H245ZM245 154L242 155V156H243L242 158H245V157H246V158H247L246 160H248V158H249V160L252 161V159H251L252 157H251V156L248 157V155L244 156ZM247 154H248V153H247ZM176 155H177V154H176ZM231 155H232V154H231ZM176 157H177V156H176ZM187 157H188V156H187ZM232 157H234V156H232ZM240 157H241V156H240ZM240 157H239V158H240ZM258 157H257V158H258ZM177 158H178V157H177ZM234 158H235V157H234ZM236 158H237V157H236ZM257 158H256V159H257ZM237 159H238V158H237ZM256 159H255V160H256ZM234 160H235V159H234ZM234 160H233V161H234ZM240 160H241V158H240ZM242 160H243V159H242ZM246 160H245V161H246ZM255 160H254V161H255ZM235 161H236V160H235ZM250 161H249V162H250ZM254 161H252V162L254 163ZM186 162H187V161H186ZM237 162H238V161H237ZM237 162H236V163H237ZM246 162H248V161H246ZM246 162H245V163H246ZM259 162H260V161H257V162H256V163H258L257 165H259ZM262 162H260V163H262ZM240 163H241V162H240ZM240 163H237V165L239 164L240 167H241V165H243V164H242V163L240 164ZM245 163H244V165H245ZM254 164H255V163H254ZM237 165H236V166H237ZM244 165L242 166L243 168H241L240 171H242L243 169H245L244 171H247V169L244 168ZM248 165H249V164H248ZM248 165H246L245 167H247ZM250 165H252V163H251ZM261 165H262V164H261ZM261 165H260V167H261ZM254 166H255V165H254ZM240 167L237 166V168H240ZM252 167H253V165H252ZM260 167H259V171H260ZM262 167H264V164L262 165ZM247 168H248V167H247ZM249 168H250V167H249ZM249 168H248V169H249ZM253 169H254V167H253ZM253 169H250V170H253ZM234 170H237V171H238V169H236V167H235ZM256 170H257V169H256ZM256 170H255V171H256ZM262 170H264V169H262ZM238 172H239V171H238ZM238 172H237V173H238ZM248 172H249V171H248ZM248 172H247V173H248ZM251 172L253 173L254 171H251ZM235 173H236V172H235ZM241 173H242V172H241ZM241 173H240V175H241ZM244 173H246V172H244ZM247 173H246V174H247ZM252 173H251V174H252ZM263 173H264V172H263ZM238 174H239V173H238ZM238 174H237V175H238ZM249 174H250V172L248 173V175H249ZM256 174H257V173H256ZM261 174H262V172H260L259 175H261ZM240 175H239V176H240ZM243 175H245V174H243ZM248 175H246V176H248ZM253 175H255V173H254ZM259 175H258V176H259ZM123 178H124V177H123ZM119 179H120V182H121L122 178H119ZM125 179H127V177H126ZM117 180H118V179H117ZM117 180H116V182H117ZM123 180H124V179H123ZM258 180H259V179H258ZM258 180H257V181H258ZM123 182H125V181H123ZM258 182H259V181H258ZM258 182H257V183H258ZM261 182H262L261 184L264 185V178L261 179ZM120 184H121V183H120ZM122 184H123V183H122ZM157 184H158V183H157ZM124 185H126V184H124ZM127 187H128V184H127ZM162 187H163V186H162ZM251 198H252V200H253V199H257L258 196H257L256 194H253V196H252ZM262 201H263V200H262ZM263 211H264V209H263ZM263 216H264V215H263ZM262 218H263V217H262ZM262 218H260V219H262ZM260 219H258V222H259V223H260V221H259ZM262 221H264V219H263ZM259 223H258V226H259V225H262V224H259ZM261 227H262V226H261ZM261 227H260V228H261ZM55 231H56V230H55ZM263 231H264V230H263ZM56 233H58V231H56ZM58 236H59V235H58ZM58 236H56V234H55V237H58ZM60 236H61V235H60ZM60 236H59V237H60ZM59 237H58V238H59ZM58 238H54V239H55V240H56V239L58 240ZM61 239H62V238H61ZM59 240H60V239H59ZM43 241H45V240H43ZM43 241H42V243H43ZM61 241H62V240H61ZM63 242H65V241H63ZM263 242H264V241H263ZM40 243H41V241H40ZM45 243H46V242H45ZM45 243H43V244H45ZM59 243H60V242H59ZM61 243H62V242H61ZM261 246H262V245H261ZM59 247H60V246H59ZM62 247H63V245H62ZM64 247H65V246H64ZM64 247H63V248H64ZM73 247H74V246H73ZM73 247H72V248H73ZM55 248H56V247H55ZM69 248H71V247H69ZM260 248L263 249V253H264V247L262 246V247H260ZM57 249H58V248H57ZM60 249H61V247H60ZM73 249H74V248H73ZM262 249H261V250H262ZM58 250H59V249H58ZM61 250H62V249H61ZM234 250H235V249H234ZM62 251H63V250H62ZM69 251H70V249H69ZM60 252H61V251H60ZM235 252H236V251H235ZM261 252H262V251H261ZM55 253H57V252H55ZM63 253H64V252H63ZM263 253H262V254H263ZM66 254H67V253H66V251H65V254H64V255L66 256L65 258H68ZM234 254H235V253H234ZM236 254H237V253H236ZM53 255H54V254H53ZM55 255H56V254H55ZM59 255H60V253H59ZM61 255H62V253H61ZM64 255H63V256H64ZM237 255L240 256V254H237ZM263 255H264V254H263ZM56 256H57V255H56ZM234 256H235V255H234ZM261 256H262V255H260L259 260H260ZM60 257H61V256H59L58 258H60ZM262 257H263V256H262ZM56 258H57V257H56ZM58 258H57V259H58ZM65 258H63V259H65ZM236 258H237V260H238L239 257H236ZM60 259H61V258H60ZM63 259H61V261H60L59 259H58V260H59L60 262H62ZM240 259H241V257H240ZM240 259H239L238 261H241ZM55 260H56V259L54 258V261H55ZM58 260H56V261H58ZM242 260H243V259H242ZM261 260H263V259L261 258ZM65 261H66V259H65ZM37 262H38V261H37ZM60 262H59V263H60ZM244 262H245V261H244ZM244 262H243V263H244ZM262 262H263V261H262ZM262 262H259V263L261 264ZM43 263H44V262H43ZM57 263H58V262H56V264H57ZM59 263H58V264H59ZM62 263H63V262H62ZM62 263H61V264H62ZM68 263H69V262H67V264H68ZM241 263H242V262H241ZM34 264H35V263H34ZM36 264H37V263H36ZM38 264H39V263H38ZM239 264H240V263H239ZM247 264H248V262H247ZM262 264H264V262H263Z\"/></svg>",
  "mask_w": 264,
  "mask_h": 264
}]
</instances>
